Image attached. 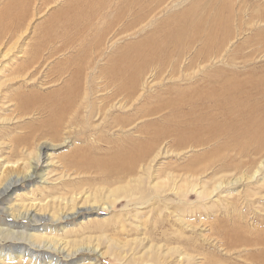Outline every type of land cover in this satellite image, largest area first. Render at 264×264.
<instances>
[{
    "label": "bare ground",
    "instance_id": "6f19581e",
    "mask_svg": "<svg viewBox=\"0 0 264 264\" xmlns=\"http://www.w3.org/2000/svg\"><path fill=\"white\" fill-rule=\"evenodd\" d=\"M21 2L19 9L25 10L29 1ZM108 8L103 6L88 19L67 14V8L46 45L33 46L21 58L0 61V110H10L9 116L0 115V133L4 132L0 141V264L8 259H16L17 264H86L85 258L95 264L103 252L88 242L89 236L81 244L83 238L62 242L49 233L68 218L90 214L96 218L101 211L112 212L118 202H122V214L114 228H124L122 223H134L132 214L152 200L166 201V196L173 195L170 200L180 203L191 193L198 198L216 197L215 206L225 205L219 214L230 212L226 222L230 220L231 226L219 223L216 213L209 229H203L210 232L203 239L205 244L215 248L218 256L204 250L193 255L177 247L162 250L150 245L141 254L146 264H170L166 262L169 257L175 264H227L228 259L264 264L260 225L264 209L255 205L256 196L264 190V79L236 70L226 77H213L210 72L219 66L206 62L171 80L167 89L174 95L165 105L169 114L161 115L166 109L153 98L158 99L165 78H154L150 67L154 61L144 50L127 53L122 46L114 50L129 27L121 10L114 15ZM23 10L11 13V25L9 20L3 24L6 31L1 33L0 46L7 34L10 39L19 38ZM179 33L174 27L167 39ZM9 48L2 51V60ZM114 133L112 138L107 136ZM57 146H68L71 152L57 164L61 168L56 167L54 178L39 181V194L30 191L29 198L17 195L11 202L18 187L29 186L33 177H42L53 166L49 150ZM223 149L227 153H220ZM167 155L181 159L186 171L155 176L158 159ZM241 185H246L243 194L238 192V197L229 200L233 188ZM198 206L202 207L193 204L191 208ZM174 211L180 215L179 206ZM21 239L27 244L18 242ZM4 245L15 247L16 258ZM110 247L118 248L116 243ZM134 250L109 252L118 264L123 257L124 264H136L140 258ZM56 253L60 254L57 258Z\"/></svg>",
    "mask_w": 264,
    "mask_h": 264
},
{
    "label": "rangeland",
    "instance_id": "374dc122",
    "mask_svg": "<svg viewBox=\"0 0 264 264\" xmlns=\"http://www.w3.org/2000/svg\"><path fill=\"white\" fill-rule=\"evenodd\" d=\"M28 1L25 7L26 9L23 10L19 9L20 3H22L21 0H0V37L1 33L6 31L2 26L6 22L8 23L9 18L12 17L11 13L23 10L22 14L24 13L23 18H25L22 23L24 24L22 26L23 31L20 32L18 39L17 37L10 39L11 36L9 37L8 34L4 39L2 38L3 44L0 46V55L8 46L10 47V52L6 55V60H2L3 58L0 57V61L3 62L12 58H21L19 55L24 51L30 50L33 46L38 44L46 45L48 41L45 42V40L48 35L58 31V27L55 25L59 16L65 9L68 8V11H66L67 14H69V12L78 13L82 18H86L97 11L100 12L103 6L109 5L108 10H110L111 14L115 15L118 10L123 12L122 19L129 27L120 42L118 41L117 44L113 46V48L115 47L114 50L118 46H122L127 53L135 50H144L150 55L149 58L154 61L150 66L155 72L154 78H165L161 85L163 89L158 93V99L153 98L156 100L155 104L166 109L165 111H161V115L164 112L169 114L165 105L174 95L172 91L167 89L172 85L171 80L178 75L196 71L198 67L206 62H211L213 65L219 66V69L210 72V74H213V77L215 74L226 77L228 76L226 73L230 70H236L238 72L249 71V73L255 74L257 77L256 79H264V0ZM28 7L31 9L29 8V10ZM214 16H219L222 19H217ZM106 19H102L101 21H105ZM12 20L13 19H11V21ZM11 21L9 20L10 25ZM222 24L223 27H218L219 25L222 26ZM50 26H52L53 29L51 31ZM174 27L179 28L180 33L167 39L169 31ZM93 31L95 32V29H93ZM93 31H91V33H93ZM210 34L211 38L206 40V37ZM17 54L19 57H17ZM69 54L70 53L61 55L59 58H64ZM221 61L224 62L222 63L224 65L221 64ZM233 67L235 69H233ZM39 92L44 93V90H39ZM144 97L146 98V95ZM146 100L144 101L146 102ZM0 115L9 116L10 110H5L3 112L0 110ZM158 118H161V116ZM21 124H23V121L20 125ZM7 131L8 130H5V132ZM3 133L4 132L0 133V141L2 140ZM116 133L112 135L108 134L107 136L112 138ZM77 144L79 145L80 143ZM96 146H101V144ZM49 151L52 152L51 157H53V163L51 165L53 166L44 170V175L42 177H33L34 181L30 183L29 186L18 187L17 192L14 193L11 197L12 199H10L11 202L19 198L17 195H24L26 198H29L31 196L30 191L39 194V181L44 177H48L49 179L52 177L54 178L58 168H61L60 162L65 160L70 154L71 149L68 148V146H57V148ZM220 153L227 152L223 149ZM4 154L6 155L7 153L4 152ZM182 157H184V155ZM58 163H60L59 166L57 165ZM182 164L184 163L181 159H176L173 155H167L158 159L153 174L155 176H166V174L170 172L183 173L186 169ZM97 177L98 181L99 176ZM242 188L245 189L246 185L233 188L229 200L238 197V192L242 195ZM52 192L58 193L60 190H51V193ZM172 197L174 198L173 195L166 196V201L152 200L145 208H142L139 213L132 214L130 220L134 223L126 224L123 222L122 224H125L124 228H114L115 225L119 226V224L117 225L116 223L117 216L122 214L120 210L122 202H118L116 208L112 210V212L108 210L101 211L96 218H94L92 214L74 220H68V218L65 222L63 221L62 224L56 225L58 228L57 231H52L49 234L55 235L56 239L62 242L64 240L83 238L82 242H80L81 244H84L86 241L84 237L89 236L87 237L88 242H92L94 245L97 244L99 251L101 253L103 252V257H99L95 264H118L114 261L113 257H111L109 251L119 254L124 248L132 249V247H135V257L140 258L136 261V264H146L144 262L146 256H141V254L147 252L151 248L149 247L150 245H154L156 248L159 246V249L162 250L167 246L173 248L177 247L181 250H185L187 253L191 252L193 255H195L197 251L200 252L204 250V252L206 251L214 254V256H218V252L215 248H211V246L205 244L203 239L209 237L210 232L204 231L203 229H209L211 222H214L216 213H218L217 219H219V223L227 227L231 226L230 220L226 222L227 218H230L228 217V215L230 216V212L227 214H219V211L224 210V203L218 201L220 207H217L213 204V200L216 197L211 199L198 198L193 193L189 194L187 199H184V202L180 203L170 200L173 199ZM256 198L258 200L255 201L256 207L264 209V190L258 194ZM193 204L202 205V207L199 208L198 206L191 208ZM176 205L179 206L180 215L175 214L174 209ZM130 208V211H132L133 207ZM211 208L214 209L213 212ZM160 211L162 212L161 215L159 214ZM86 213H89V211L85 212V215ZM262 214H264V211H262L261 215ZM135 215L136 218L134 217ZM197 216H201V220L197 219ZM2 217L6 218L4 216ZM120 218L118 217V220H120ZM260 225L261 228H264V222H260ZM262 231L264 232V230ZM32 232L39 233L40 230H32ZM43 233L47 234L46 231ZM49 236L47 235V237ZM47 237L45 241H47ZM190 239L192 243L188 244ZM22 240L23 239L18 240V242H22ZM24 242H26V240ZM115 243L118 248H108L110 244ZM25 244H27V242ZM194 245H196V247H192ZM5 246L6 245H4L5 249H9ZM14 248L15 247H12L7 251L12 258H16L18 255ZM82 253L88 254L87 252ZM44 255L45 253H39V256L43 257ZM59 255V253H56L54 256L57 258L56 256ZM225 258L227 259V256ZM124 260L125 257L121 259L123 263L120 264H124ZM174 260L175 259L169 257L166 259V262L175 264ZM16 262V259H8L5 263L17 264ZM22 262L25 264V261ZM83 262L90 264L92 260L85 258ZM234 263L238 264L237 260H227V264ZM28 264L37 263L29 262ZM45 264H47V262H45Z\"/></svg>",
    "mask_w": 264,
    "mask_h": 264
}]
</instances>
